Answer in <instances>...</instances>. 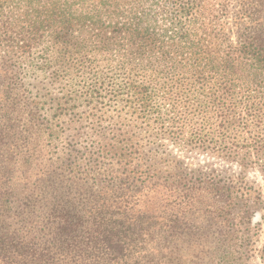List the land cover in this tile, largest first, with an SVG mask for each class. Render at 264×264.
Here are the masks:
<instances>
[{
  "label": "trees",
  "instance_id": "1",
  "mask_svg": "<svg viewBox=\"0 0 264 264\" xmlns=\"http://www.w3.org/2000/svg\"><path fill=\"white\" fill-rule=\"evenodd\" d=\"M234 3L240 19L232 39L222 19ZM263 6L264 0H0V51L7 57L0 104L10 122L0 132V151L9 144L0 155V264H174L144 260L141 250L162 230L187 235L182 227L202 207L190 202L194 192L226 185L210 175L160 176L128 123L112 121L111 136L50 149L47 102L28 79L67 58L57 52L50 59L52 44L93 50L91 90L124 95L126 112H133L120 118L169 124L181 145L241 165L255 152L263 163L255 169L264 173ZM77 29L87 33L73 37ZM47 40L49 49L42 46L34 58ZM230 220L216 239L220 259L204 263L229 264L239 233Z\"/></svg>",
  "mask_w": 264,
  "mask_h": 264
},
{
  "label": "rangeland",
  "instance_id": "2",
  "mask_svg": "<svg viewBox=\"0 0 264 264\" xmlns=\"http://www.w3.org/2000/svg\"><path fill=\"white\" fill-rule=\"evenodd\" d=\"M259 12H261L259 20L263 21L264 6ZM223 16H225L222 19L223 26L231 29L234 39L239 31L235 21L240 19L236 3L230 8V12ZM79 32L86 34L87 29L82 31L77 29L72 36L76 37ZM75 40L77 39L73 41ZM49 45L51 43L47 40L44 45L36 48L34 58L43 53L42 46L46 51ZM52 45L53 48L47 51L50 59H53L57 52L65 53L67 58L58 64L53 62L46 74L36 72L34 77L28 79V83L32 85L31 89L47 102L46 110L43 111L51 122L55 138L50 149L56 150L58 146V150H63L62 148L70 141L86 144L97 136H111L110 132L114 127L112 121L128 123L131 130L138 133L141 142L146 145L148 163L160 176L174 175L181 181L195 179L201 181L210 175L220 180L222 185H226L220 190L207 188L202 183L204 188L198 189L197 193L194 192L193 201H190L202 207L196 210L197 212L191 216L186 225L182 223L184 225L182 229L186 230L187 235L182 232L171 235L165 230L155 233L141 250L144 260L155 258L160 261H174V264H206L204 259L208 258L217 261L222 251L216 244V239L225 222L229 217H233L234 220H230L229 224L231 226L233 224L239 233L237 238L232 240L233 246L230 251L233 255L229 264H264V173L255 169L258 163L263 164L258 162L255 152L248 155L245 165H241L231 157L219 156L210 149L203 150L181 145L179 142L181 136L174 132L169 124L156 128L154 123L149 126L135 116V119H129L133 110L126 112L125 101H122L125 96H116L117 91L111 87H94L93 97L91 81L88 79L91 73L97 70L96 65L93 66V50L81 53L74 51V47L70 44V47L66 43ZM228 45V43L223 44V53L228 52ZM87 46L92 47L90 40ZM119 56L115 55L117 58ZM100 58H106V55H101ZM5 59H7L5 53L0 51V98L4 86L2 65ZM113 74L109 72V76ZM118 76L111 78L112 80L116 78V84L120 82ZM249 81L251 84L249 87L254 92L257 86L254 84V77ZM241 86L244 90L248 88V85ZM2 109L0 104V132L7 131V126L10 124L8 120L6 121ZM120 114L129 118L122 119ZM26 122L25 118L20 124L25 125ZM190 125L198 126L196 123ZM8 145V143L2 145L5 148L1 149L0 155L7 153ZM227 205H231L228 214L221 211L222 207Z\"/></svg>",
  "mask_w": 264,
  "mask_h": 264
}]
</instances>
